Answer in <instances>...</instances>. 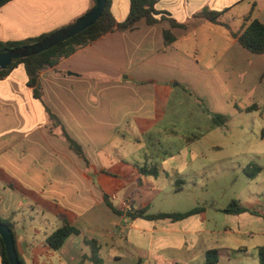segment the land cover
<instances>
[{"label": "crops", "instance_id": "obj_1", "mask_svg": "<svg viewBox=\"0 0 264 264\" xmlns=\"http://www.w3.org/2000/svg\"><path fill=\"white\" fill-rule=\"evenodd\" d=\"M93 4L92 0H12L0 8V41L61 29ZM204 8L226 11L222 21L233 31L241 29L252 9V17L264 23V0H158V11L187 27L141 20L135 29L110 33L62 59L55 69L40 73L44 103L84 147L92 173L64 139L48 132L44 105L34 98L24 65L0 80V217L14 224L17 250L25 264H93L86 238L97 241L101 264H205L211 249L219 252L217 264H260L264 214L259 203H241L255 214L224 213V221L212 224L206 214L180 221L130 220L116 215L104 199L116 194L118 202L127 199V210L134 211L147 205L144 195L159 194L158 189H164L167 179L168 187L172 179L145 150L144 158L135 154L124 158L123 167L116 162L109 170L99 157L123 130H139L137 125L155 120L158 94L168 95V85L177 77L162 75L164 67L194 66L204 75L190 78L191 85L197 80L206 87L219 84L211 93L225 96L228 106L229 99L236 106L247 101L231 116L218 104L208 109L210 115L228 117L213 129L227 131L232 118L243 113L257 115L264 123V90L258 91L256 85L263 83L264 55L243 48L224 26L193 18ZM129 9L130 0H112L116 20H125ZM166 29L176 38L170 45L165 44ZM251 106L257 107L246 111ZM106 130L109 134L103 136ZM154 168L157 174L152 173ZM64 221L80 234L70 235L53 250L46 239Z\"/></svg>", "mask_w": 264, "mask_h": 264}, {"label": "rangeland", "instance_id": "obj_2", "mask_svg": "<svg viewBox=\"0 0 264 264\" xmlns=\"http://www.w3.org/2000/svg\"><path fill=\"white\" fill-rule=\"evenodd\" d=\"M172 73L177 77L174 82L169 83L168 95L162 92L158 94L155 120L150 121V124L137 125L140 131L123 130L122 136L114 139L99 155L103 167L112 169L116 162L120 163L118 166L123 167L124 158H131L135 154L144 158L145 150L144 152L153 158L158 168L165 169L171 176L168 178H172L168 187L169 179L165 182L164 189H158L161 190L159 194L144 195L145 202L149 205L148 213L184 212L203 207L207 219L214 224L225 220L226 216L222 209L233 200H239L241 203H250L254 206L259 203L258 210L264 214V136L262 135L264 123L257 115L243 113L232 118L227 131L213 129L215 124L212 117L219 114L210 115L208 111L213 110L215 104L221 106L225 114L231 116L235 109L240 110L238 106L247 101L237 102L238 106H236L229 99L228 106L225 96L211 93L212 90L219 89V84L206 87L203 81L197 80L191 85L190 78L199 74L204 75V72H195V67L189 64L164 67L161 72L166 76ZM262 81L263 83H256L257 90H264V79L260 80ZM135 103L136 101L133 100L134 105ZM45 105L60 120L46 103ZM46 115L50 126L51 121L47 113ZM101 133L103 136H108L109 131ZM130 139H132L131 143ZM82 148L89 166L79 159L84 162L86 171L92 173L89 157L83 146ZM249 163L263 167V171L255 179H249L243 171V167ZM142 175L147 176V173L144 172ZM256 193L260 196H256ZM117 198L116 194L110 196L111 201L118 207H123L121 208L123 211H127L130 208L127 199L124 198L123 201L120 199L122 202H118Z\"/></svg>", "mask_w": 264, "mask_h": 264}, {"label": "trees", "instance_id": "obj_3", "mask_svg": "<svg viewBox=\"0 0 264 264\" xmlns=\"http://www.w3.org/2000/svg\"><path fill=\"white\" fill-rule=\"evenodd\" d=\"M10 1L12 0H0V8ZM92 1L94 3L93 7L86 14L91 12L96 5L95 0ZM157 3L158 0H130V9L126 19L123 21H118L111 11L112 0H106L102 15L92 26L88 27L74 37L38 55L13 60L10 66H8L4 70H0V80H2L6 78L19 64L24 65L25 72L28 78L27 84L30 88H32L34 98L40 100L45 106V111L51 121V125L47 126L48 132L64 139L68 143L69 148L78 156V158L82 159L86 163V166H89V162L84 154L82 146L68 134L61 121L44 103V93L40 83V73L47 68L55 69V66L62 59L71 56L80 48L90 45L110 33L135 29L137 23L141 20H144L148 25H155L163 21H168L173 28L187 27L188 24L179 23L168 13L158 11L156 9ZM253 6H255V4H253ZM252 11H250L248 15L244 17V25L238 31H233L228 23L222 21V16L226 11L217 12L211 11L208 8H204L194 14L193 18H202L211 23L224 26L230 31L232 37L237 39V41L243 48L253 54L264 55V23H262L257 18H253ZM59 30L60 29L52 31L50 33L42 34L37 37L25 38L22 40L0 41V52L4 53L20 47L36 44ZM163 35L166 45H170L176 40L174 34L170 29L164 30ZM256 107L257 106L248 107L246 111H251ZM214 116V124L216 125L218 124V121H222L224 123L228 119V117L224 115ZM261 170V166L255 163H249L244 168V172L249 179H254L261 172ZM152 173L157 174V170L154 168L152 170ZM104 199L107 205L116 215L120 217H128L131 219L145 218L148 220H158L168 218L172 221H180L196 214L201 215L202 217L205 216V209L203 207H196L186 212L148 213L149 205H145L144 207L134 211H123L117 209L114 206V204L109 200L108 195H104ZM222 212L233 215H239L244 212H251L253 214L256 213V211L244 207L238 200H233L226 208L222 209ZM0 223L6 225L12 231L18 258L21 264H25L22 256L17 250L16 231L14 224L10 220L1 217ZM72 234H80V230L73 226L69 221H64V223L60 227H58L50 235H48L46 243L51 249L58 250L64 244L66 239ZM85 243L91 248L92 254L89 259L92 261V263L101 264L102 259L99 256V245L97 241L94 239L86 238ZM0 255L2 258V264H9L5 252V246L1 236ZM218 260V250L211 249L206 252L205 264H217ZM259 260L260 264H264V246L259 248Z\"/></svg>", "mask_w": 264, "mask_h": 264}, {"label": "water", "instance_id": "obj_4", "mask_svg": "<svg viewBox=\"0 0 264 264\" xmlns=\"http://www.w3.org/2000/svg\"><path fill=\"white\" fill-rule=\"evenodd\" d=\"M95 2L96 5L91 12L77 19L65 28L60 29L46 39L30 46L20 47L4 53L0 52V70H4L10 66L13 60L38 55L92 26L102 15L106 0H95ZM0 236L5 246V252L9 264H21L16 251L13 233L10 228L2 223H0Z\"/></svg>", "mask_w": 264, "mask_h": 264}]
</instances>
